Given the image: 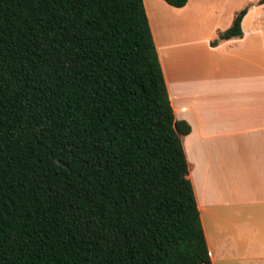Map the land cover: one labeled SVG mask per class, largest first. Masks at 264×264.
Here are the masks:
<instances>
[{
    "label": "trees",
    "instance_id": "1",
    "mask_svg": "<svg viewBox=\"0 0 264 264\" xmlns=\"http://www.w3.org/2000/svg\"><path fill=\"white\" fill-rule=\"evenodd\" d=\"M188 132L142 0H0V264H211Z\"/></svg>",
    "mask_w": 264,
    "mask_h": 264
},
{
    "label": "crops",
    "instance_id": "2",
    "mask_svg": "<svg viewBox=\"0 0 264 264\" xmlns=\"http://www.w3.org/2000/svg\"><path fill=\"white\" fill-rule=\"evenodd\" d=\"M142 0L211 264H264V2ZM241 35L210 41L244 6Z\"/></svg>",
    "mask_w": 264,
    "mask_h": 264
}]
</instances>
